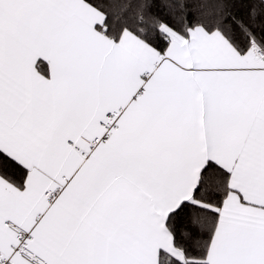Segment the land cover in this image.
<instances>
[{
	"label": "snow or ice",
	"instance_id": "6c2138e0",
	"mask_svg": "<svg viewBox=\"0 0 264 264\" xmlns=\"http://www.w3.org/2000/svg\"><path fill=\"white\" fill-rule=\"evenodd\" d=\"M0 264H264V0H0Z\"/></svg>",
	"mask_w": 264,
	"mask_h": 264
}]
</instances>
